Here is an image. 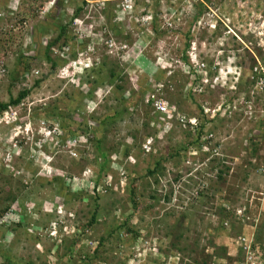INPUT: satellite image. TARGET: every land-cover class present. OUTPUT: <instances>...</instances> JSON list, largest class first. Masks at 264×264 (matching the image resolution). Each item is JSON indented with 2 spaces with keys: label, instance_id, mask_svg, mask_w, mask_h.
Here are the masks:
<instances>
[{
  "label": "rangeland",
  "instance_id": "1",
  "mask_svg": "<svg viewBox=\"0 0 264 264\" xmlns=\"http://www.w3.org/2000/svg\"><path fill=\"white\" fill-rule=\"evenodd\" d=\"M185 1L182 0L178 7H186L187 14L192 13L195 6L208 8L193 28L189 52L196 50L197 56L204 59L210 68L218 59V67L227 66V70L224 68L227 76H239L243 74V69L249 71L258 61L264 64V0ZM57 2L63 3V23H71L78 6L83 5L84 11L77 23L73 20L69 25L71 39L64 50L61 48L64 40L51 49V56L64 62L53 71L51 63L43 57V51L59 34V29L52 24L54 20L49 18L55 17ZM85 2L0 0V65L5 69L0 70V102H8L11 96L16 97L20 91L29 89L25 105L18 113L24 119L25 127L33 131V134L23 133L25 127H10L13 118L0 122V264H47L50 258L58 262L67 250L65 247L56 249L55 244L59 245L67 238L65 242L69 245L76 234L83 237L80 242L84 243L83 239L87 237L89 240L103 237L106 241L101 248V256L107 259L108 264H218L229 256H239L237 248L247 229V236H251V232L258 235L264 246L263 96L258 94L257 99L254 97V106L250 110L247 105H243V109L242 105H238L234 107L237 109L230 108L228 114L211 122L210 116L204 117L199 112L201 104L214 111L225 103L241 102L247 95L250 98L252 90L248 94L245 90L239 91L241 87L242 90L248 87V82H244V87L238 84L236 91L231 90L237 80H231L230 76L226 77V84L210 77L207 85L201 84L204 86L201 95L189 96L187 86L190 76L182 69L185 63L182 51L186 47L183 35L189 32L191 14L185 17L182 13L183 17L179 20H171L173 27L181 28V31L163 32L165 21L157 22V30L151 23L147 25L142 21V15L155 11L150 4L148 12L143 13L145 0L136 1L132 14L131 11H121L122 1L112 2L109 7L104 6L107 8L101 17L97 5L92 7ZM166 4L161 5V9ZM216 19H223L234 31L240 30L236 31L238 37L233 38V34H229L221 23L215 32L208 31V24L216 23ZM21 57L24 64L20 63ZM24 65L28 67L27 78L18 74ZM63 67L68 77L58 74ZM111 67L121 72V84L126 88L124 94L116 87L119 81L109 76L108 68ZM99 69L104 70L100 72ZM38 80L40 84L36 86ZM167 80L173 82L175 91L170 94L162 91L165 95L159 91L161 97L165 101L170 99L180 116L186 114L201 118L206 134H213L215 142L222 144L221 157L212 159L213 143L209 150L194 148L195 145L191 144L195 142L196 135L188 125L184 127L174 122L171 132L156 131L153 126L154 108L151 103L147 105V99L156 83L159 82L158 89H161ZM135 100L138 106H134ZM57 106L59 114L71 108L80 122L93 118L90 122L94 124L106 120L113 111L128 107L116 120L105 124L102 136L107 163L103 175L111 177H106L109 179L107 187L99 186V196L89 192L93 179L98 177L99 163H102L99 156L94 158L95 140L90 148L84 149L81 144L75 159L62 142L58 147L54 141L48 145L47 140H41L42 135L36 134L43 119L61 123L62 119L54 116L42 117L43 111L51 109L54 112ZM62 106L67 108L63 110L65 107ZM151 134H155L154 154L142 151L145 138ZM21 140L22 143L19 142ZM44 142L46 146H43ZM185 143L193 149L183 153L180 162L170 161L167 165V171L173 169L174 173L180 172L183 177L177 183L169 204L163 201L162 196L170 192L176 175L166 171L149 176L147 169L154 164L153 156L166 157L174 152L176 146ZM39 149L47 152L48 159H54L52 166L55 168L40 162L43 157L39 160ZM194 149L197 151L193 155ZM250 151H253L252 156ZM251 159L256 161L257 165L253 164L256 167L250 165ZM223 161L231 165V170L224 175V180L219 181L218 171L227 166ZM46 167L49 171L58 170L60 176L64 174L63 183L59 186L51 183L49 179L55 176H46ZM88 169L92 173L86 172ZM187 176H191V183L186 182ZM98 178L103 180L104 176ZM132 179L137 186L136 208L129 206L128 187ZM201 180L205 182L206 189L203 187L202 190L206 192L199 196L200 193L195 190L199 191ZM187 183L190 186L196 184L193 194L186 190L178 191ZM154 196L161 198L158 205H155ZM8 197L12 201H7ZM221 203L232 204L233 208L239 209V213L242 212L241 215L246 211V217L230 220L231 224L221 231L225 217L219 209ZM152 204L154 208H149ZM6 206L21 212L26 207L25 221H22L25 226L16 228L4 222L6 217H2V209ZM53 207L59 208L53 210ZM95 211H98L97 223L93 225V230L83 234L82 227L88 224ZM171 211L176 212L173 217L170 216ZM182 212L188 213V216L180 226L177 219ZM129 213H133L130 227L141 235L138 240L132 234L127 236L124 229L115 231ZM13 219L17 220L18 216ZM58 221L62 226L51 228V223L57 225ZM34 224L38 227L33 228ZM91 245L92 242V251ZM220 247H224L227 253ZM75 248L80 247L75 245ZM259 249L264 256V251L261 247ZM5 256L11 258L9 262L4 259ZM73 256L79 260V253ZM76 259L69 261L65 257L62 264H81ZM95 264H99L98 261Z\"/></svg>",
  "mask_w": 264,
  "mask_h": 264
},
{
  "label": "trees",
  "instance_id": "2",
  "mask_svg": "<svg viewBox=\"0 0 264 264\" xmlns=\"http://www.w3.org/2000/svg\"><path fill=\"white\" fill-rule=\"evenodd\" d=\"M145 1H146L145 2V9H144L143 13H147L148 12L147 9H148L150 4L155 9V11L151 12L150 14H152V17L154 19L153 22L151 23V25L153 26V28H156V30H157V25H158L157 22L160 23V22L163 21L161 16H163L164 14L170 15V17H171V14L173 12L172 19L174 18L175 20H179L180 17H183L182 13H184L185 17H186V15H189V14L192 15V17H191V19L189 20V23H188L189 24V32L184 33V35H183L184 39L186 40V47L182 51V57H183L184 62L186 64H188L189 57H188L187 53H188L189 48H190V42H191V37L190 36L193 33V28L197 25L196 23H197L198 19L200 18V16H202L205 8H202V6H195L194 7V11L192 13L187 14L186 10L184 8L178 7V6L181 5L180 2H182V0H145ZM165 3H167L166 4L167 6L165 5L163 7V9H161V5H163ZM85 4H87V3L85 2ZM108 4H112V2H106L105 5H107V7H109ZM106 8L104 10H106ZM54 10H57V13H55L56 15L54 14L55 17L52 18L51 16H49V18H51V20H54L52 24H54V26L57 29H59V34H58V36L56 38L52 39L48 43V45L45 47V49L43 51V57L46 59L47 62L51 63V68H52L53 71H55V69L59 65L64 64V62L62 60L58 61L57 60L58 58L54 59L51 56V49L53 47L57 46L58 44H60L61 40H64V42L62 43L63 45L61 47L64 50V47H66L65 45L68 44L69 40L71 39V37L69 35V25L72 23L73 20H75V18H78V17L81 16L82 12L84 11V8H83V5L78 6V8H76L75 12H73L74 15H73V17H72V19L70 21L71 23H63V20H62L63 17L62 16H63V12H65L63 10V3L57 2V4H55ZM104 10L102 11L101 15L104 14ZM52 12H53V10L51 11V13ZM101 15H100V17H101ZM0 17H2V16H0ZM47 30H50V29H47ZM177 30L181 31V28L175 27V28L169 29L168 27H166V28H164L163 32L164 31L173 32V31H177ZM50 31H52V30H50ZM161 33L162 32H158V34H161ZM72 39H73V36H72ZM62 56L64 57V55H62ZM20 63L24 64L23 57L20 58ZM103 65H105V62H103ZM108 69H109L108 71H109L110 78L111 79H115L116 81H119V83H120V84L116 85L117 89L122 94H124L125 91H126L125 90L126 88H125L124 85L121 84L123 82V77L121 75V72L119 73L118 71H116V68H114V67H111V68H108ZM102 70H104V69H99L100 72ZM27 73H28L27 65H24L23 69L20 72L18 71V74L22 75V76H24ZM212 75H213V73H212ZM86 76H88V74ZM81 77H84V76H81ZM80 79H82V78H80ZM87 79H90V78L88 77ZM87 79H86V81L88 82L89 80H87ZM189 81H192L191 77H190ZM244 81H245V77L243 76V78L239 82V84H242V86L243 85L245 86ZM194 83H196V82H194ZM39 84H40V81L39 80L36 81L35 85L38 86ZM166 85H167V87H164L166 89H164L162 91L170 94L171 93L170 89H172L171 87H173V82L171 80H167V84ZM246 86H249V84L246 85ZM241 88L239 89V91H241V92L244 91V90H247L246 88H243V90ZM163 92L161 94L165 95ZM29 94H30V90L29 89H24V90L20 91L19 94L16 97L11 96L8 102H0V114L5 112L6 110H9V109H12V108L18 106L22 101H24V99H26L28 97ZM132 99H133V97H131L130 100H132ZM138 99H139V97L137 96V100ZM143 99H145V95L142 96V102H143ZM133 103H129V106H133L132 105ZM149 103L152 104V102L150 101V102H147V105ZM135 105L138 106L137 101L135 102L134 106ZM62 107H65V108H63V110L67 108L66 106H62ZM62 107H60V108L62 109ZM47 108H49V107H47ZM70 109L71 108H69L68 110H64L66 113L59 114L60 109L57 106V109L56 110L54 109V112L51 109L43 111L44 114H43L42 117L51 118V117L54 116L57 119L58 118L60 120L62 119V121H60L61 122L60 123L61 127L63 129V136H62L61 139L65 140V141L69 137H72L74 135V133L78 134L79 132H83L84 134H87L88 139L90 141L89 143H93V141L95 140L94 147H95V150H96V154L94 155V158L99 156V160L102 159V163H99L100 170L98 172V177H103L104 176L103 180L97 177V178L93 179V182L91 183L92 185H91V189L89 190V192H90V194H93L95 196V195L99 194V191L97 190L98 186L102 185V187H107V182H103V181L106 180V177L107 178L111 177V175H103V173L105 172L106 163H107V155L103 151L104 136H102L103 131L105 129V124L108 121H112L113 122L114 119L116 120V118L118 116H120L121 114H123V112L125 110H127L128 107L126 106V107L123 108V110H120V111H118V110L116 112L113 111L112 115L108 116L106 118V120H103L99 124H94L93 122H90V121H93V118H90V120H87V121L80 122L79 119L76 118V115H75L76 113H74V111H71ZM154 111H155V108H154ZM154 111L152 110V112H154ZM153 114L155 115V117H153L155 119L153 121V126H154V128H156V131L158 133H160V132L161 133H164V132L165 133H169V132L172 131V129L174 128L172 121H170V120H168L166 118H163L162 116H160L156 112H154ZM214 120L215 119H212L211 122H213ZM166 123H170L172 126H170V128L167 129ZM262 123H264V121ZM193 129L195 131V128H193ZM154 137H155V134L154 135L151 134V135H149V136H147L145 138L144 143L142 144V151L143 152H147L149 154L156 153V148H155L156 141H155ZM200 137L201 136H200V133H199L198 136H196L195 142H192V144H191V145L194 144L195 148H201L202 147L201 146L202 144H201ZM63 140H62V142H63ZM254 140H253V144H255ZM150 141H153V142H150ZM187 144H189V143L187 142ZM187 144L185 143V144H182V145H180L178 147L176 146V148L174 149V152L169 153L166 157H161L160 158L159 156H153L154 157V164H153V166H150L149 169H147V174L149 176H155L156 173L164 174L167 171V165H168V163L170 161H179L180 162L179 159L181 157H183V153L187 154V151L190 150L189 146H187ZM252 152L253 151H250V155L251 156L253 155ZM183 162L185 163V160H183ZM176 164H178V163H176ZM250 165L256 167L257 164L253 165L252 163H250ZM224 167H225L224 170L221 169V170L218 171L217 179L219 181L220 180H224V175L227 173L228 170H230V167H228V166H224ZM243 172H244V170H243ZM167 173L168 174L172 173V174L176 175L175 178H173L174 179L173 181H174L175 184L170 185V192L167 193V194H164L162 196L163 201L171 204V197L173 198V195L175 194V187H177V183L180 182L181 179H183V177L181 176L180 172L174 173L173 169L172 170H168ZM187 177H188V179H187L186 182H190V179H191L190 177L191 176H187ZM159 178H160V176H159ZM64 180H65V178L63 176H55V177H52V178L49 179V181L51 183H53L55 185H58V186H59V184H61V182L63 183ZM194 185H196V184H193L192 186H190L189 183L184 184V185L180 186V188H178V191H185L186 190V192H191L193 194ZM203 187H205V182H204V180L203 181L201 180L199 182V187H198L199 191L195 190L198 194L200 193L199 196L204 195V193L206 192L205 190H202ZM136 188H137L136 181H134V179H132L131 184L128 187V192H129V196H130V198H129L130 199L129 206H131L132 208H136V206H137V203H136V199H137L136 198ZM61 189H64V187L61 188ZM205 189H206V187H205ZM67 191L68 190H66L65 193H67V195H69ZM63 196L64 195H62V197ZM153 199L157 202L155 205H158L161 202L160 201L161 198H158L156 196H154ZM14 200H16V199H14ZM7 201L10 202V201H12V199L10 197H8ZM173 202L175 203L176 200L173 201ZM28 206L29 205H27L26 207H28ZM26 207L23 208V210H22L23 212H21V210L15 209V208H13L11 206L10 207H8V206L4 207L2 209V214H3L2 217L3 218L6 217L7 220H6L5 223H10V225H14L16 228H20V226L23 225V224H21V222L25 221ZM150 207L154 208V204L150 205L149 208ZM222 207H223V203H221V208ZM16 211H18V212H16ZM188 211H191V210H188ZM222 211L224 212V216H225L224 217V219H225L224 223L225 222H229L231 220V217H232L233 214L231 213V211H227L224 207L222 208ZM169 213H170L171 217H173L176 214V212H174V211H171ZM16 215L18 216L19 220L18 219L17 220L13 219ZM132 215H133V213H129V215H127L125 217V220L121 224H119L117 226L115 231L116 232H121L124 229L125 232H126L125 233L126 235L127 234H132L134 236V239L138 240L141 235L135 233L134 230L130 227V222H131V219H132L131 218ZM11 216H13V217H11ZM97 216H98V211H95L93 213L90 221L88 222V224H86L85 226L82 227V233L83 234L85 232H87L89 229H92L93 225H95L97 223V221H98V217ZM187 216H188V213L182 212V214H180V216L177 219V222H178L177 225L181 226L186 221L185 219H186ZM57 223L59 225V221ZM51 224L53 225L54 222H52ZM59 226L61 227L62 225H59ZM34 227H38V226L34 224L33 228ZM222 227L223 228H221V231H223V229H224L223 224H222ZM51 228H52V226H51ZM228 234H230V233L228 232ZM110 236H111V234H109V237ZM82 238H81V236H79V234H76V237L72 240L71 244H69V245L65 242V239H67V238H65L62 242H60L59 245L55 244L56 249H58L59 247H65L66 250H67V253H66L65 256L61 257L58 262L54 261L53 258H50V262H55V264H62V261L65 259V257H68L69 261L70 260H74L76 258H72V257H74L73 254L79 253V260H77V259L76 260L78 262H81V264H95L96 261H98L99 264H108L107 263V259L106 258L104 259L101 256L102 255L101 254V251H102L101 248H103L104 242L106 240L103 237H101L98 240H89L88 237H87L86 240L83 239L85 241V243H84V242H80ZM256 238H257L256 239L257 245H259V247H261V250L264 251V246L261 245L263 243V242H261L262 240L260 239V237L258 235H257ZM89 242H90V244H91V242L92 243L95 242V246L91 245L92 246V251H91ZM82 243H84V244H82ZM80 244H82V245L80 246ZM75 245H78L80 248L76 249ZM257 245L255 247H253L255 250H257ZM220 249L226 251V249L224 247H220ZM237 250H238V253H239V256L237 258L236 257L234 258L233 256L230 257L228 255L229 257L223 259L225 261H222V262L218 263V261L216 260V263H218V264H237L238 262L241 263L242 254H243L242 250L243 249L242 248H237ZM226 253H227V251H226ZM238 253H237V255H238ZM4 259L7 260V262H9V260L11 258H8L7 256H5ZM50 262H46V263L48 264Z\"/></svg>",
  "mask_w": 264,
  "mask_h": 264
},
{
  "label": "built area",
  "instance_id": "3",
  "mask_svg": "<svg viewBox=\"0 0 264 264\" xmlns=\"http://www.w3.org/2000/svg\"><path fill=\"white\" fill-rule=\"evenodd\" d=\"M116 1H122V3L120 4V6L122 7V12H127V11H131V14L135 12V5H136V0H86L87 4H89L90 6L94 7V5H97L98 8H100V11H98V13H100L99 15H101V12L106 8L104 7L106 2H116ZM186 3H189V0L185 1ZM103 6V7H102ZM186 10V7H185ZM90 15L91 12L89 13ZM102 16V15H101ZM142 21L145 22L147 25H149L150 23L153 22V17L152 14H147V15H142ZM162 20L165 21V26L164 27H168L169 29L174 28L173 24L171 22L172 16L169 17V15L164 14L163 16H161ZM79 21L78 19H75L74 22L77 23ZM193 50V49H192ZM190 62H188V64L183 63L182 64V69L192 78V81H190V87L193 86V83L196 82V84L194 85V91L197 92H201V90L204 88L203 85H207L210 82V77H213V75L217 72V66H218V60L216 62H214L213 66H209V64L202 59L200 56H197V52L196 50H193V53L191 52L190 54ZM3 65H0V70L5 71ZM2 68V69H1ZM213 73V75H212ZM60 74L62 76H65L67 74L65 69L60 70ZM28 73L25 74V78L28 77ZM251 80L252 82L255 83V87L254 90L252 91V96L250 97V99H248L247 96L243 97V101L241 99V102H236L233 103V105H228V107H232L233 109H237L234 107H238V105H247L249 110L252 108V106H254V102L252 100H255V98L257 99V95L258 93H260L263 98H264V64L262 62L258 61V64L255 65L252 69V75H251ZM215 81L218 80V77H214ZM201 81V83H200ZM225 84V80L223 81ZM235 85V84H234ZM206 87V86H205ZM231 90H236V85L230 87ZM255 97V98H254ZM239 100V99H238ZM153 102V106L155 108V112L158 113L160 116H162L163 118L166 119H171V114L173 113V110L169 107L168 103L166 101H164L163 99H157L155 95H151L148 97L147 102ZM240 101V100H239ZM25 105L24 102H22L20 105L17 106V108H14L12 110H8L3 112L2 114H0V122L2 121H7L8 118H13V120H15L18 116V110L20 108H22ZM209 110H206V113H208ZM219 111V110H217ZM217 111L214 113L216 114ZM197 119H194L193 122L195 123V127L198 126L197 124ZM8 122V121H7ZM183 122V121H182ZM11 124V122H10ZM53 126H50V125ZM170 126H172L170 123H166V127L167 129L170 128ZM18 127H22L21 125L17 126ZM27 129V128H26ZM29 132L33 133V131L28 128L27 129ZM40 132H43L45 135H47L49 138L53 139V141L55 142V145L58 147V145L62 142L63 139V130L62 127L60 126V124H55V123H51L48 122L47 119H43V121L41 122V127H40ZM87 134H81L78 133L75 136L69 137L66 141L63 140V144L64 147L66 148V150L69 151L70 155L77 159L78 158V147L83 146V144H85V142L87 141V136H85ZM213 134L209 135V136H202L201 142H202V146L203 148L208 149L210 147V144H212V139H213ZM43 141H46V139H44ZM152 142V141H150ZM55 146V147H56ZM54 148V145H53ZM209 150V149H208ZM108 179L105 180V182H107ZM108 184V183H107ZM109 185V184H108ZM104 188V187H103ZM97 190L99 191L100 188L98 186ZM106 191V189H105ZM230 223L229 222H225V226H228ZM249 233V232H248ZM245 234V236L241 239L239 248H242L243 250V254H242V260L241 263H237V264H264V256L261 255V251H260V247L259 245H257L256 240L254 239V234L251 233V236H247V234ZM93 246H95V242L92 243ZM257 245V250H255L253 247H255ZM263 257V258H262Z\"/></svg>",
  "mask_w": 264,
  "mask_h": 264
},
{
  "label": "clouds",
  "instance_id": "4",
  "mask_svg": "<svg viewBox=\"0 0 264 264\" xmlns=\"http://www.w3.org/2000/svg\"><path fill=\"white\" fill-rule=\"evenodd\" d=\"M86 1V0H85ZM87 3V2H86ZM203 3H205V2H203ZM200 6H202V5H200ZM202 7H204V6H202ZM205 9H208L207 7H204ZM204 9V10H205ZM102 13V12H101ZM203 14H205V11L203 12ZM202 14V15H203ZM79 18V17H78ZM78 18H75V19H78ZM216 21V23H217V25H216V23H209L208 24V26L209 27H207V30L208 31H212V32H215L216 30H217V28H218V24H223L224 26H225V28L227 29V31H229V34H233L232 35V37L234 38V37H238V35H237V33H236V31H240V30H236V31H234V30H232L231 28L232 27H230V26H228L227 24H225V21L223 20V19H216L215 20ZM196 27V26H195ZM253 33V32H252ZM262 48H259V50H261ZM191 52H192V50L189 52L188 51V53H187V55H189L188 57H190V54H191ZM191 59V58H190ZM190 59H189V62H190ZM218 60V59H217ZM216 60V61H217ZM228 60H229V57H228ZM255 65H257V63H255L250 69H249V71H247V70H245V69H243L244 71H243V74L242 73H240V75L239 76H237V74H228V76H230L231 78V80H237L236 81V86H238V84H239V82L242 80V78H243V76L245 77V81L244 82H248V84H249V86L248 87H246V89L247 90H245V93L246 94H248V92H249V90H254V87H255V83L254 82H252V80H251V75H252V69H253V67L255 66ZM224 68H226V70H227V66H221V67H218L217 66V72L213 75V77H218V79H220L221 80V82H223L225 79H226V77H228L227 76V73H224ZM62 69H66V68H62ZM61 69V70H62ZM251 71V73H249ZM60 73V70H59V72H58V74ZM29 74V73H28ZM67 77L69 76V74H68V72H67ZM66 75L64 76V77H66ZM237 77V78H236ZM189 83H190V81H189ZM188 83V86H187V90H188V94H190V96H196L197 94L198 95H201V93L200 92H197V91H194V88H195V84L196 83H193V86L192 87H190V84ZM167 82H165V84L162 86V88L161 89H158V86L160 85L159 84V82L158 83H156L155 84V89H153V92H152V95H155L156 96V98H157V95L159 94V91H162V89H163V87H167ZM247 84V85H248ZM172 89H170L171 90V92L173 91H175L174 89H175V86L173 85V87H171ZM164 89H166V88H164ZM163 89V90H164ZM237 90V89H236ZM236 90H234V91H236ZM156 92H158L157 94H156ZM195 93V94H194ZM258 94H260V93H258ZM149 97V96H148ZM247 97H248V99H250L249 98V96L247 95ZM166 98V97H165ZM157 99H163L162 97H161V94H159V97L157 98ZM167 99V98H166ZM25 100V99H24ZM164 100V99H163ZM165 101V100H164ZM22 102H24V101H22ZM21 102V103H22ZM166 102L168 103V105H169V107L173 110V113L171 114V119H169L170 121H172L173 123L174 122H176V123H178V124H180L181 126H186V125H188L189 127H191L192 129L193 128H195V131H194V129H193V131L195 132V135L196 136H198V134L200 133V136L202 137V136H209V135H211V134H206V132H205V128L203 127V123H202V121H201V118H199L198 116H192V117H190L189 115H186V114H183V115H181L180 116V114H179V111H178V109H176V107L174 106V104L170 101V99L167 101L166 100ZM20 103V104H21ZM19 104V105H20ZM228 105H233L232 104V102H228V103H225V105H222V106H220V107H218V108H216L214 111L210 108V107H208V106H205L204 104H201L200 106H199V112L202 114V116H204V117H208V116H210L211 117V120L212 119H215V118H218V117H221V116H224V115H226V114H228L229 113V110H230V108H232V107H228ZM243 105L244 104H242V107H241V109H243ZM152 106H153V102H152ZM154 107V106H153ZM14 108H17V106L16 107H14ZM14 108H12V109H14ZM12 109H9V110H12ZM20 109H22V108H20ZM19 109V110H20ZM233 109V108H232ZM206 110H209L208 111V113H206ZM217 110H219V111H217ZM234 110V109H233ZM6 111H8V110H6ZM217 111V113L216 114H214L215 112ZM155 112V111H154ZM199 113V114H200ZM194 119H197L198 121H197V124H198V126L197 127H195V123L193 122V120ZM23 121H24V119H22L21 118V116H20V113H18V116H17V118L13 121V122H11V124H9L10 125V127H13V128H16L17 126H19V125H21L22 127H25V124H23ZM183 121V122H182ZM50 126H53L52 124L50 125ZM60 126H61V124H60ZM26 128V127H25ZM40 129V128H39ZM63 130V129H62ZM24 132H29L28 130H26V129H24L23 130V133ZM31 133V132H30ZM79 133H81V134H84L83 132H79ZM165 133V132H164ZM33 134V133H32ZM36 134H40V135H42V141L44 140V139H46L47 140V143H48V145H50L49 144V142H51V141H53V139H50L47 135H45L43 132H40V130H37V133ZM75 135H77L76 133H74V135L73 136H75ZM85 136H87V135H85ZM200 137V138H201ZM215 137H216V135H215ZM217 138V137H216ZM48 139H50V141L48 140ZM87 141L85 142V144H83V147H84V149L85 148H90L91 147V143H89L90 141H89V139H88V136H87V139H86ZM15 142H17L16 140H14ZM19 142H21L22 143V140L21 141H19ZM212 143L213 144H215V147L214 148H212L213 150V152H212V159H216V157H221L222 156V154H221V151H222V144L221 143H219L218 141L217 142H215V140H214V137H213V139H212ZM18 144V143H17ZM201 144H202V142H201ZM46 146L47 144H46V142H44L43 143V146ZM86 145V146H85ZM202 146V145H201ZM15 147H18V145H15ZM42 147V146H41ZM212 146H211V144H210V147L209 148H211ZM195 148V147H194ZM202 148H203V146L201 147V148H197V149H199V150H201V151H203L202 150ZM42 149V148H41ZM41 149H39V150H41ZM191 149H193V148H190V150ZM43 150H44V148H43ZM195 151H197V150H193V152H192V154L194 155L195 154ZM84 154V153H83ZM39 155H40V158H39V160L41 159V157H43L42 158V160L40 161V162H45L44 164H46L47 165V167H50V168H52V167H54V166H52V162H53V160L54 159H48L47 158V152L45 151H39ZM84 157V155H82V158ZM1 159H5V158H1ZM254 159H251V163L252 164H256V161H253ZM6 163H8V161H5V164ZM188 163H190V162H188ZM223 163H226V165L228 164L227 162H224L223 161ZM6 165H8V164H6ZM45 165V166H46ZM51 165V166H50ZM44 165H42V167H43ZM228 166V165H227ZM231 166V165H230ZM230 166H228V167H230ZM46 167V169H45V174H46V176H51V174L52 175H54V176H60V172H58V170L57 171H55V172H53L54 171V169H51L50 171L49 170H47L48 168ZM55 168V167H54ZM230 170H231V167H230ZM86 172H91L92 173V170H86ZM263 172H264V169H263ZM64 174H61V176H63ZM64 177V176H63ZM64 178H66V177H64ZM60 207V206H59ZM58 207V208H59ZM223 207L227 210V211H231V213L233 214L232 215V217H231V220H236V219H238V217H242V219H244L245 217H246V211L245 212H243V215H241V213H239V209L238 208H233V206H232V204H231V206H229V205H227L226 203H223ZM222 207V208H223ZM58 208L57 207H53L52 209L53 210H58ZM221 208V207H220ZM219 208V209H220ZM221 208V209H222ZM6 220L7 219H5V221L4 222H6ZM225 220V219H224ZM239 220H240V218H239ZM57 223V222H56ZM229 223H230V221H229ZM21 224H23L22 222H21ZM223 224V226L225 227V223L223 222L222 223ZM231 224V223H230ZM59 225H61V222H59ZM58 225V223H57V225H55V224H51V226H52V228L53 227H60ZM22 226H25V224H23ZM249 232V229H247V233ZM252 233V232H251ZM246 234V233H245ZM257 236L254 234V239L256 240L257 238H256ZM56 238H58V236H56ZM79 243V242H78Z\"/></svg>",
  "mask_w": 264,
  "mask_h": 264
},
{
  "label": "flooded vegetation",
  "instance_id": "5",
  "mask_svg": "<svg viewBox=\"0 0 264 264\" xmlns=\"http://www.w3.org/2000/svg\"><path fill=\"white\" fill-rule=\"evenodd\" d=\"M189 96H190V94H189ZM39 157H40V155H39ZM35 158V157H34Z\"/></svg>",
  "mask_w": 264,
  "mask_h": 264
},
{
  "label": "bare ground",
  "instance_id": "6",
  "mask_svg": "<svg viewBox=\"0 0 264 264\" xmlns=\"http://www.w3.org/2000/svg\"><path fill=\"white\" fill-rule=\"evenodd\" d=\"M134 1V0H133Z\"/></svg>",
  "mask_w": 264,
  "mask_h": 264
},
{
  "label": "crops",
  "instance_id": "7",
  "mask_svg": "<svg viewBox=\"0 0 264 264\" xmlns=\"http://www.w3.org/2000/svg\"><path fill=\"white\" fill-rule=\"evenodd\" d=\"M250 8V7H249Z\"/></svg>",
  "mask_w": 264,
  "mask_h": 264
}]
</instances>
